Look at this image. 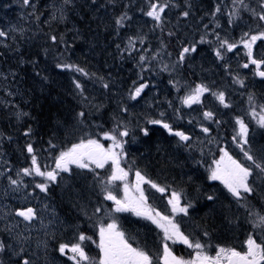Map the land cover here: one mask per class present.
Here are the masks:
<instances>
[{"label":"snow or ice","instance_id":"obj_1","mask_svg":"<svg viewBox=\"0 0 264 264\" xmlns=\"http://www.w3.org/2000/svg\"><path fill=\"white\" fill-rule=\"evenodd\" d=\"M71 0H65V3H70ZM95 2V0H93ZM234 4H240L244 7L246 11H250L253 17L261 22H264V0L260 2V11L257 12L255 9L249 8L244 0H233ZM24 5H31V0H23ZM170 7L167 2L157 3L150 2L149 8L145 12V15L152 18L156 22V26L163 30L165 10ZM220 7L217 6L215 12H219ZM189 11H183L182 16L187 18L189 16ZM238 10H234L230 14L229 23H233L232 17L238 16ZM215 16V13H213ZM56 18L55 16L53 17ZM60 19H65L63 12L61 11ZM130 19L127 13L122 14L115 20L117 30L124 26L126 20ZM207 27V26H205ZM219 27V24H217ZM264 27V25H262ZM7 33L0 30V37H5ZM169 36L175 35L173 32L168 33ZM53 43L63 42V37H57L56 35L50 36ZM258 40H264V31H259L256 34L251 32H245L241 37L239 44L243 45L246 49L245 55L248 60L246 63L242 64L243 68H248L249 65H254L256 69V75L264 78V71L260 70L264 66V58H256L253 55V45ZM218 46L214 49L215 56L223 60L226 52H233L238 48L239 44L236 42H230L228 39L220 38L217 34ZM137 42L141 45L145 43V37L136 36L128 37V43L125 50L136 51ZM198 43H210L206 41L202 36ZM120 45H117L119 48ZM166 47L162 43V48ZM223 50V51H222ZM197 52V45L195 43L188 44L187 46H182L179 52L178 58L173 64L172 68L175 69L186 62V60L193 54ZM159 53L154 54L151 59L155 60ZM148 57L145 55L139 56V65L141 66V71L146 69L143 67L148 61ZM56 67L58 69H70L76 72H80L84 75L88 73L84 72L83 68L73 64H61L57 63ZM162 71H169V66L164 65ZM13 75H15L13 73ZM39 75V73H37ZM47 79V77H44ZM103 80V78H100ZM143 80V76H140ZM173 83V81H169ZM235 82L243 86L244 81L237 79ZM75 87L80 90V94L83 95V87L78 81H74ZM178 84V82H176ZM135 84V82H134ZM105 89L109 88L108 83H103L102 85ZM175 86V84H174ZM148 87L147 83H140L129 91V99L137 100L141 97L142 92ZM179 91V88H177ZM205 93H211L219 101L221 105L225 108L229 107L226 102V97L224 92H211V89L205 84H197L195 87L191 88L189 93L181 98V103L191 107L193 104L201 103V97ZM250 103L253 104L252 111L250 115L253 118H257V124L264 128V105L259 106V114L256 111V107L253 102V97L249 96ZM171 106V105H170ZM123 112H127L128 108L123 107ZM178 111V110H177ZM27 115V113H17V118ZM79 118H85L86 113L81 111L78 114ZM161 116L164 113H160ZM203 116L206 120H213L214 113L211 111H205ZM83 122V120H81ZM151 125H160L168 131L170 135L179 138V142H182L185 147L190 146L187 142L191 140V136L186 134L181 130H174L170 123L165 122L162 119H149L147 121ZM191 123V121H189ZM236 125H238V130L236 134L232 137L233 142L240 147L243 152V156L247 161H251V166L242 163L240 160L235 159L225 148H220L219 159L213 160V166H209L207 171L209 172L208 179L211 181H219L224 188L227 189L228 193L234 197L238 204L241 201H245L246 197L242 196L243 193L251 194L254 191L253 185L250 182V178L256 175L257 177L264 176V158L258 159L254 154L251 153L250 147H245L249 145L248 135L249 128L245 121L237 117L235 120ZM143 135L148 136V128H141ZM204 133H209L208 127H202ZM32 129L29 128L24 135L30 136ZM130 131L123 121L118 122L110 131H103L99 133L102 135L103 139L111 141V144L106 148L104 144L100 142L99 139L92 138L90 135L82 137L79 142L73 143L71 147L66 150L60 151L59 155L55 157V168L51 170H42L40 164L38 163V157L35 155V149L32 143L26 144V152L31 157V167H25L20 169L14 179L12 176H8V181L10 186L13 187V191H20L22 187H27L24 184L22 177L27 176H38L42 177L43 181L36 183L35 187L41 192L47 193L50 187L49 182H57L60 173H72V168L70 166L74 165L77 169H87L94 173L96 178H99V173L96 172L97 169H104L106 165L110 164V172L106 180H99L102 185L101 193L103 195L104 201H112L114 207L111 209L110 213H123L130 212L136 217H141L146 220H150L158 228L163 231V264H264V240L258 242L257 238L253 233H249L246 240L244 241L245 250L239 251L234 247H221L217 246L215 255H209L205 248L209 245L207 242H201L199 238L193 237L190 234H185L181 230V226L175 221V215L183 214L184 216L189 215V209L194 208L192 201L187 199L186 194L183 191L172 190L171 195L168 199V204L171 206V212L173 215H163L159 211H156L151 205L148 204V197L145 195V189L142 187L143 184H148L151 188L156 189L160 193H165L169 190L170 186H160L150 179H147L141 171H135V184L134 189L138 195H132L130 186L127 182L124 183L123 191L124 197L118 198L112 190V186L115 185L116 181H127L129 176V170H125L121 166V161L125 157L123 137H128ZM239 138V139H238ZM11 139V138H9ZM51 145V142H49ZM55 147V145H51ZM119 150V151H117ZM10 171V170H9ZM2 174V173H0ZM206 199L208 201H214V195H207ZM183 201V202H182ZM244 207L248 212L249 217H252L250 223L253 229H259L264 232V211H253L252 208L244 203L240 205ZM47 207V206H45ZM84 211V215L88 216L87 211ZM105 208L103 205L95 207L93 215L104 212ZM17 217L22 218L21 222L25 223V232L29 231L30 225L34 221H39L42 228H47L43 218L38 215L36 209L32 207H27L25 209H18L15 211ZM92 219V217H88ZM52 221H49L51 224ZM9 233L10 241L0 239V264H36V260L32 258L25 245L31 240L30 235H25L24 232H13L12 228L6 229ZM74 237L68 242L59 243L57 251L61 256H67V258L74 262V264H153V257L149 254L147 250L140 246H134L133 238L126 234L122 230L121 226L117 223L116 219H112L109 223H99L98 227V242L94 241L92 236L86 235L83 231L79 230L76 226L74 229ZM48 234L47 232L45 233ZM205 237L210 234L205 231L203 233ZM91 241L96 244L99 249L98 260H93L85 251V243ZM167 241H172L173 243H181L186 245L189 249H193L194 256L191 259L185 260L182 257H178L173 254ZM43 248L47 250L46 241H37V248ZM71 253V255H68ZM7 257V259H5ZM16 257V260L12 258ZM38 259V257H37Z\"/></svg>","mask_w":264,"mask_h":264},{"label":"flooded vegetation","instance_id":"obj_2","mask_svg":"<svg viewBox=\"0 0 264 264\" xmlns=\"http://www.w3.org/2000/svg\"><path fill=\"white\" fill-rule=\"evenodd\" d=\"M178 1L177 3L168 2L171 5H175V8H168L165 10L164 16V24H163V30L160 27L156 26V22L152 20L149 17H144L141 24L140 19H134V26L138 29L137 36H143L145 37V43L142 45L143 47V53L145 56H147L149 59L145 63L146 69H150V67L157 63L159 65V69L161 70V74L163 76H160V80H165V77H167V80H173L175 82H178L180 85H182V80H185L184 83L187 86H196L197 84H201V80L204 77H208L210 80L214 81L215 76L214 73H210L214 67V60H219L214 53V49L218 46L217 41V34L220 38L228 39L230 42L233 38H239L241 32L245 33L247 31V26L249 25L242 24L237 27V30H234L232 34L228 32L227 35H223L224 32L217 33L215 35H210L208 37H205L206 41H209L210 43H202V47H198V42L196 41V38L198 37L195 33L201 31L205 25H202V22H208L209 25H212V22H215L217 24H222L221 27L224 28V24H229V15H230V9L227 8L228 4L230 2H233V0H175ZM204 1L210 2L213 1V5L211 9H209V3L206 8V10H199L198 6L203 3ZM246 0H244L245 3ZM115 5H122L123 8L118 9H112L113 13H130L134 12L133 8V1L132 0H116L113 2ZM124 5L127 7L125 8ZM220 7L219 12H215L216 7ZM257 10V9H256ZM183 11H189V16L187 18L183 17L181 14ZM260 9L257 10L259 12ZM213 13H215V16H213ZM241 18H238L237 21H239ZM197 20L201 21V25H199ZM170 23H169V22ZM264 22H261L257 19H255V23L251 24V26L256 27L257 29L261 30L262 25ZM256 29V30H257ZM251 33L252 30H249ZM173 32L175 33L174 37L169 36L168 33ZM201 39V37H199ZM148 43V44H147ZM162 43L166 47L162 48ZM195 43L197 45V52L193 53L191 55L192 61H194V65L197 68V71L195 72H183L184 67L187 68L186 62L182 64L181 66L176 67L175 69L172 68L173 64H175L178 56L173 57L171 55V51L175 48L177 49L178 55L181 50L182 46H187L188 44ZM256 44V43H255ZM223 51V50H222ZM239 52H241V48H239ZM157 55L155 60H152L151 57L156 54ZM253 55L256 58H263L262 55L259 52H253ZM243 57L239 58L238 61L228 66L227 71L224 74L223 77V83L225 88L232 83V79L236 76H240L241 71L245 68L242 67V64L246 63V59L248 60L247 56L241 55ZM200 61V64L197 65V62ZM212 63V64H211ZM167 64L169 66V71H162V66ZM212 65V66H211ZM264 66H262L263 68ZM261 68V69H262ZM188 69V68H187ZM231 70L234 71V73H231ZM147 74H149L148 71H146ZM261 79V80H260ZM162 81V82H163ZM264 81L263 78H259L258 75H256V69L253 65V81L252 84L255 86L253 87L257 92L260 93L261 90H264ZM142 83H147L148 87L144 89L142 92L143 96H149L151 94L156 95L157 99L155 102H158L159 104H153V106L143 107L142 105L138 106V109H141L143 114V117L145 119V122H147L149 119H162L167 123H170L173 128L176 130H181L180 125L178 123L177 116L184 113V106L181 103V98L183 97L182 90L179 89H172L171 93H167L166 89V81H164V85H161L160 89L154 90L149 87L150 80H144ZM246 83V82H245ZM171 85V84H170ZM174 93V94H172ZM169 99V100H168ZM258 100H260V95H258ZM171 102V106H167L165 103ZM164 103V104H162ZM198 105V106H197ZM111 107L110 106H107ZM153 107V108H152ZM199 107V108H198ZM112 108V107H111ZM201 108V109H200ZM195 111L199 114H203L205 111L209 110V104L208 100L205 98V94L201 97V103H198L194 106ZM204 109V110H203ZM173 111L175 114L170 115L167 111ZM178 110V111H177ZM156 111L159 112V114H156ZM203 112V113H202ZM160 113H164L163 116L160 115ZM213 120H216V115L214 114ZM148 124V123H147ZM94 124H92L93 126ZM149 126L151 124H148ZM157 132L164 136V132L161 130L160 125H154ZM252 134H256L257 130L252 128L250 131ZM236 143L233 142V145ZM229 141L227 143V147L225 148L227 151L229 149L228 147ZM224 148V147H223ZM240 148V147H239ZM229 152V151H228ZM235 159L240 160L242 163H245L246 165L251 166V163H248L246 159L243 156V152L232 150L229 152ZM252 154H254L258 159L262 158L261 151L254 150L251 151ZM215 153H211L209 155H214ZM196 159L195 162L197 164V168L202 169L203 171L207 172V176H209V172L207 169L209 166H212V164H204L200 162L198 159L201 157L199 155H195ZM169 159L170 164L177 166L178 168H184L186 165V162L178 157L176 154L169 153L166 156L161 157L160 161L164 159ZM156 157L146 160L147 165H150L153 167L152 171L159 175H161V170L158 169L157 165L158 163H155ZM219 159V158H218ZM184 162V164H181ZM155 163V164H154ZM214 167V165H213ZM180 172V170H177V173ZM196 177H194L192 189L196 192V201L198 203V206L195 207V211L193 213V222L196 224H202L203 215L208 210L209 206H215L218 208L219 205L212 204L213 201L210 202L208 205V202L202 198L201 194L203 192H210L214 190L213 184H208L204 180L202 174L200 171H195ZM180 177V175H179ZM99 180H101V176L99 174V178H96L94 173L84 169L81 173V186L80 185H74L70 188V194L68 195V199L66 202L59 203L56 202L59 206H57L55 203H50V207L53 211L54 216H56L57 220H61L62 226H63V239L62 242H68L73 239L74 237V229L76 226L79 227L80 231H83L86 235L92 236L94 241L98 242V227L99 223H109L112 219H116L118 223V217L117 213H112L111 216H109L107 213L111 212V209L114 207L112 201H104L101 193V184L99 183ZM212 182L211 180H209ZM117 182V181H116ZM115 185L112 186L113 193L117 196V187ZM250 182L253 185L254 190L257 189V179L256 175L250 178ZM187 185V184H186ZM200 187V189H198ZM76 190L77 192H75ZM72 193V194H71ZM221 195V194H220ZM222 196V195H221ZM242 196H244L242 192ZM249 198L255 199L253 193L249 194ZM224 199V198H220ZM223 205L222 210H226V218H230V213L227 210V204L220 201ZM103 205L105 208L104 212H101L99 214L93 215L95 207ZM229 207V206H228ZM87 211L88 216L84 215V211ZM63 210V211H61ZM229 214V216H227ZM92 217V219H88V217ZM62 217V218H61ZM234 219L237 221V219H240V217L237 215L234 217ZM63 220V221H62ZM65 221V222H64ZM64 222V223H63ZM68 222V223H67ZM69 224V225H68ZM65 228V229H64ZM51 247L53 249H57L60 242H56L55 235L53 238H51ZM61 242V243H62ZM216 250H213L214 252L210 253L209 255H215ZM85 251L89 255L90 258H94L98 256L99 258V249L96 247L95 243H92L91 241L85 243ZM71 253H68L70 255ZM92 254V255H91ZM86 263V262H85ZM68 264V263H65Z\"/></svg>","mask_w":264,"mask_h":264},{"label":"trees","instance_id":"obj_3","mask_svg":"<svg viewBox=\"0 0 264 264\" xmlns=\"http://www.w3.org/2000/svg\"><path fill=\"white\" fill-rule=\"evenodd\" d=\"M3 2L7 4L9 8L2 15V19L15 18L16 14L12 7L13 0H3ZM40 3L46 5L45 0ZM52 16L53 14L44 17L46 20H49L50 26H53V22H55L52 20ZM63 34H68L65 29L55 34L58 38L61 36L63 37V42L57 43H53L50 39V36L54 35L53 29H47L38 34L29 31H14L10 32L5 40L0 37V63H2V66L15 67L18 71V77L15 75L11 76L10 80L13 81L17 79L20 95L17 103L26 110L28 115L24 121L25 124L20 126L15 123V121L18 120L0 111V127L7 136L13 135L18 139V142L14 141V143L18 144V147H15L14 143H12V145L10 142L6 143L7 153L11 156L10 158L13 162L18 164L21 168L31 167V157H29L26 152V144L21 142V138L25 137L24 133L29 129L26 127L27 124H32L36 121V124L33 125L31 129L36 132L37 136L44 139L43 141L45 144L43 146L50 145L49 142L66 136L71 129L78 127V122L74 119L72 111L77 109L78 103H81L80 101L86 95L80 96L70 86L69 79L73 80V77L71 78L57 69H52L55 64L54 58H63L65 56V50L67 52V46L64 45L65 35ZM77 39L76 45L79 46L80 38L77 36ZM94 54L98 55L95 51ZM112 57H115V53ZM76 59L78 60L79 58L76 57ZM68 60L69 58L64 59L63 63H69L74 60V58L66 62ZM96 60L98 64L103 66L107 58L97 56ZM90 64L93 67V61L90 62ZM37 73H39V75H37ZM44 77H47V79H44ZM93 92L94 89L90 88L87 93ZM106 105H111L112 108L110 107V109L114 110L110 113V117L118 115V111L116 110L118 104L115 97L110 98L106 102ZM9 132L12 134H8ZM20 134H22V136ZM156 156L154 161L158 163L157 165H160L158 169L161 170V175L168 178L176 176V167L174 168V165L164 159L159 162L161 157L158 155ZM67 199L68 195L64 198V202H66ZM226 213L227 211H223L221 206L216 208L211 205L203 215V222L201 225L210 230L211 233L220 234L229 238V224L225 219ZM227 216H229V214H227ZM3 237L6 240L4 235ZM5 259H7V257H5Z\"/></svg>","mask_w":264,"mask_h":264},{"label":"rangeland","instance_id":"obj_4","mask_svg":"<svg viewBox=\"0 0 264 264\" xmlns=\"http://www.w3.org/2000/svg\"><path fill=\"white\" fill-rule=\"evenodd\" d=\"M98 6H96V9L97 7L98 9L102 7L101 5H98ZM207 6H208V2L204 1L198 6V9L206 10L208 9L206 8ZM12 7H13L14 13L17 16L19 14V6L14 2V0L12 3ZM196 22H198L199 25H201V21L197 20ZM223 35H226V34L224 33ZM241 37H239L238 39L234 38L231 40V42H236L239 44ZM126 43H128V40ZM257 47H259V53L264 58V40H258L256 44H254L253 48H257ZM108 63H112V60H109ZM92 68L98 70L101 67H100V64H94ZM226 70L227 69H224L223 73H225ZM9 84L10 83H6L4 89H6ZM250 93L255 94L257 96L260 95L262 100L259 101V104L264 105V90H261L259 93L253 88V90H251ZM6 95H9V93H6ZM239 96L240 95L235 97L238 101H239ZM0 101H2L4 104L8 103V98L4 95V93L0 94ZM143 106H146V103H144ZM224 115L226 116L225 113L222 116ZM187 119L189 121L191 120L198 121L203 125V127H206L207 125L210 124V121L203 120L201 117L196 116V115L190 116ZM216 120L219 121L218 118H216ZM211 122L216 123L215 121H211ZM187 129L188 131H192L195 128L193 126H190V127H187ZM237 130L238 128L236 129V131ZM155 140L157 143L155 148H157L160 145V139L155 138ZM192 143L195 146H198L200 149H202L204 154H206V152L208 154H211L210 149L213 144V140L206 138L203 133L198 135L196 137V141H193ZM0 144L2 145V143ZM156 152H159V149L156 150ZM166 161L170 162L168 158L166 159ZM181 164H184V162H182ZM180 167H181L180 169L183 171L182 166ZM14 169L17 171H15ZM19 170L20 169H17L14 166L10 165L3 158V156L0 155V173H2L0 174V229L6 232L9 242H11L9 233L6 231V229L9 227L12 228L13 232H24L25 235H30L31 240L29 241L28 244L25 245V247L27 251L30 254H32V258L36 260V263H40L44 261L45 257L55 254L53 247H51V240H52L51 238H53V236L55 235L57 239L59 236V233H62L59 229L62 226V223H60L61 222L60 219L55 220L56 216H53V213L50 207V202L48 201L46 197V193L41 192L38 188L35 187L36 180L34 182H31V184L27 185V187H22L20 191L12 190L14 186L9 185L8 176H12V178L16 179L17 178L16 173ZM181 170L180 172L176 174L178 178L180 175V179H179L180 181H185L191 177H196L195 171H185V172L183 171L182 172ZM263 188H264V184H263ZM198 189H200V187H198ZM74 191L77 192L76 190ZM119 195L121 196L122 194L119 193ZM29 206L36 207L38 211V215L43 218L44 224L48 225L46 229L42 228L39 221H35L32 223V225H30L29 231L25 232V223L21 222V220L16 217L15 211L19 209L20 207L24 208V207H29ZM49 221H52V223L49 224ZM46 232L48 233L47 235L45 234ZM228 233H229V236L232 237V234L230 232ZM37 241H46L48 245L47 250L45 251L42 247L37 248ZM162 256H163V247H162L161 256L159 258L156 257V264H163Z\"/></svg>","mask_w":264,"mask_h":264},{"label":"bare ground","instance_id":"obj_5","mask_svg":"<svg viewBox=\"0 0 264 264\" xmlns=\"http://www.w3.org/2000/svg\"><path fill=\"white\" fill-rule=\"evenodd\" d=\"M206 5V4H205ZM124 7H127L126 5H124ZM203 7V6H202ZM42 8L43 9H45V12H44V17H47V16H51L52 14L50 13V11H49V9H48V7H46V5L43 3V5H42ZM119 10V9H118ZM114 11H115V9H114ZM169 22V21H168ZM170 23V22H169ZM77 36L79 37V35H78V33L75 31V29H74V32H70L69 33V37H68V39H67V44L68 45H73V46H75L76 45V43H77V41H78V39H77ZM148 44V43H147ZM119 45H120V48L123 46V43H119ZM78 48L79 49H81L82 48V45H81V43L79 44V46H78ZM90 48L88 47V46H86V47H84V48H82L81 50H79V52L80 53H82V54H85V55H90L91 54V52H90ZM115 55H116V53H115ZM51 56V55H50ZM74 57H77V58H80V55L79 54H74ZM212 64V63H211ZM212 66V65H211ZM1 69V68H0ZM1 74V73H0ZM167 77H165V79H166ZM171 80V79H170ZM41 83V82H40ZM7 86V85H6ZM8 87V86H7ZM117 99V98H116ZM117 104H118V108L120 107V102H119V100H117ZM198 106V105H197ZM199 108V107H198ZM201 109V108H200ZM204 110V109H203ZM199 113V112H198ZM203 113V112H202ZM15 170V169H14ZM15 171H17V170H15ZM165 177V176H164ZM34 182V181H33ZM31 184V183H30ZM62 218V217H61ZM63 221V220H62ZM65 222V221H64ZM63 222V223H64ZM68 223V222H67ZM69 225V224H68ZM58 228V227H57ZM65 229V228H64ZM92 255V254H91Z\"/></svg>","mask_w":264,"mask_h":264}]
</instances>
